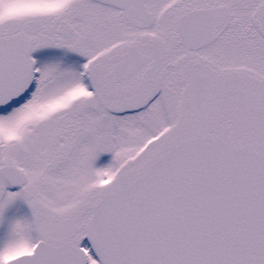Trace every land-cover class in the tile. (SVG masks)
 <instances>
[{
  "label": "snow or ice",
  "instance_id": "obj_1",
  "mask_svg": "<svg viewBox=\"0 0 264 264\" xmlns=\"http://www.w3.org/2000/svg\"><path fill=\"white\" fill-rule=\"evenodd\" d=\"M0 264H264V0H0Z\"/></svg>",
  "mask_w": 264,
  "mask_h": 264
}]
</instances>
